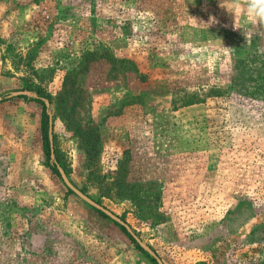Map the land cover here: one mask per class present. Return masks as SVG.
<instances>
[{"label": "rangeland", "instance_id": "374dc122", "mask_svg": "<svg viewBox=\"0 0 264 264\" xmlns=\"http://www.w3.org/2000/svg\"><path fill=\"white\" fill-rule=\"evenodd\" d=\"M221 3L0 0V264H157L48 166L42 104L9 97L37 90L67 177L163 264H264V24Z\"/></svg>", "mask_w": 264, "mask_h": 264}, {"label": "trees", "instance_id": "16d2710c", "mask_svg": "<svg viewBox=\"0 0 264 264\" xmlns=\"http://www.w3.org/2000/svg\"><path fill=\"white\" fill-rule=\"evenodd\" d=\"M96 52H93V51H86L85 53H83V56H82V60L80 61L79 65H78V68L72 70L71 72H69V74L66 76V81H65V85H64V93L67 92L65 90V88L67 89L68 88V85H70V88L72 86V84L74 83V78L73 76L75 77L76 75L80 74V73H83L85 70L88 69V63L87 61L89 59H93V57H96ZM261 59L259 62L261 61H264V55H252V56H248L246 58H244L241 62V66L239 67V74L240 75H243V76H249L250 75V71H249V68L252 66L253 62H255L253 59ZM70 88L68 89V91L70 90ZM37 92L39 93L38 95H40L41 91L40 90H37ZM27 99V98H26ZM48 99L51 101V98L48 97ZM32 101H36L40 104H42L43 106V109H42V114H41V120H40V132H41V136H42V143H43V147H44V152L46 153V155L49 156L50 154V147H49V115H48V112H47V109L45 107V104L44 102H42L41 100L39 99H32ZM57 112L59 111L58 110V105H57ZM77 132V131H76ZM87 132L82 133L80 131V129H78V135L80 137H82V140L84 141V149L86 151V154L90 160V162L92 163L93 159H95V155H96V151H95V147L93 145V143H91V138L90 136H87ZM55 150V149H54ZM48 166L54 171V173L57 174V176L60 177V174L55 166V164H48ZM65 170V168H64ZM65 172H67L65 170ZM118 177L120 176V173L118 172L117 173ZM117 182L114 181L113 184L117 185L116 184ZM68 192L73 194V192L71 190L68 189ZM117 195L120 197V198H125V199H128V200H131L133 201L134 200V193H128L127 192H121L119 191L117 193ZM96 210V209H94ZM100 215L104 216L105 218H108L105 214H103L102 212L96 210ZM116 225H118L124 232L125 234L132 240V242L136 243V241L132 238V236L126 231V229L119 225L118 223L114 222ZM136 247L142 251L143 253H145L146 255H148L146 252H144L142 250V248L136 244ZM152 259V258H151ZM154 261V259H152ZM155 262V261H154Z\"/></svg>", "mask_w": 264, "mask_h": 264}, {"label": "water", "instance_id": "95a60500", "mask_svg": "<svg viewBox=\"0 0 264 264\" xmlns=\"http://www.w3.org/2000/svg\"><path fill=\"white\" fill-rule=\"evenodd\" d=\"M9 97H32L34 99H39L42 102H44L45 107H46L47 112H48V115H49V136H48V138H49V147H50V158H51L53 164H55V166H56V168L60 174V177H61L62 181L64 182V184L66 185V187L69 190H71L76 196H78L81 200H83L85 203H87L88 205H90L94 209L102 212L103 214H105L107 217H109L114 222L123 226L126 229V231L132 236V238L136 241V243L144 251H146L148 254H150L155 259L157 264H163L161 262V260L131 231L129 226L122 219H120L118 216L114 215L111 211H109L108 209H106L105 207H103L102 205L97 203L95 200L90 198L88 195L83 193L67 177L64 169L58 164V162L55 159L54 144H53V137H52V115H51L50 110H49L50 103H49L48 99L41 97L38 94L30 92V91L12 92L9 95ZM2 99L3 98L0 97V102L2 101Z\"/></svg>", "mask_w": 264, "mask_h": 264}, {"label": "clouds", "instance_id": "9594fccd", "mask_svg": "<svg viewBox=\"0 0 264 264\" xmlns=\"http://www.w3.org/2000/svg\"><path fill=\"white\" fill-rule=\"evenodd\" d=\"M224 2L225 0H222V3L220 4V7H224ZM230 2L233 5V8H241L245 14L247 19L250 21L252 24H264V0H230ZM227 9V8H225ZM229 12L230 10L227 9ZM232 13V12H230ZM195 19V18H193ZM196 20V19H195ZM217 21L215 20V17H210L209 22L206 24L208 27L216 23ZM202 24H205L201 22ZM234 27H236V20H234ZM240 29V28H238ZM243 34L245 36L246 41L248 42L251 37V32L247 29H242Z\"/></svg>", "mask_w": 264, "mask_h": 264}]
</instances>
